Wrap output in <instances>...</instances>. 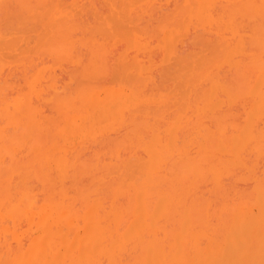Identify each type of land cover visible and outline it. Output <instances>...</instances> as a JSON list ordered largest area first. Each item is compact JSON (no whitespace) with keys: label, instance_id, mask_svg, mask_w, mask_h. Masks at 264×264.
Listing matches in <instances>:
<instances>
[{"label":"bare ground","instance_id":"bare-ground-1","mask_svg":"<svg viewBox=\"0 0 264 264\" xmlns=\"http://www.w3.org/2000/svg\"><path fill=\"white\" fill-rule=\"evenodd\" d=\"M165 1L0 0V264H264V0Z\"/></svg>","mask_w":264,"mask_h":264},{"label":"rangeland","instance_id":"rangeland-1","mask_svg":"<svg viewBox=\"0 0 264 264\" xmlns=\"http://www.w3.org/2000/svg\"><path fill=\"white\" fill-rule=\"evenodd\" d=\"M169 1L171 2V0H167V1H165V2H166V5H167V3L170 4ZM165 2H163V3L165 4ZM163 3H161V4H163ZM171 4H172V3H171ZM171 4H170V6H171ZM159 5H160V4H159ZM166 5H165V7H163V6H164V5H163V6H162V9H163V8L166 9V8H167ZM172 5H173V4H172ZM168 6H169V5H168ZM160 8H161V6H160ZM186 40H188V38H186ZM186 40H184V43H185V44H186ZM189 41H190V39H189ZM181 43H182V45H181V44H179V45H181V46L184 48V45H185V44H184L183 42H181ZM187 43H188V42H187ZM183 44H184V45H183ZM189 44H191V42H189ZM189 44H188V45L186 44L185 48H186V47L189 48V46H190ZM181 46H179V47H180L181 50H183V49L181 48ZM187 48L184 49V50H185V51L188 50ZM189 49H190V48H189ZM184 50H183V51H184ZM114 53H115V52H114ZM117 53H118V52H117ZM117 53H116V56H117ZM59 71H61V70H56L57 73H58ZM59 73H60L59 76H60V75H61V76L63 75L61 72H59ZM61 76H60V77H61ZM62 77H63V76H62ZM62 77H61V78H62ZM241 110H242V108H241ZM241 110H240V112H242ZM261 166H263V165H261ZM261 166H260V168H259V171H260V173H258L259 175L262 174V170H263V169L261 170V168H262ZM243 171H244V170H243ZM240 174H241V173H240ZM231 180H232V179H231ZM231 180H229L228 182H230ZM232 181H233V180H232ZM249 181H250V180H249ZM251 182H253V181L251 180L250 183H247L245 178H240L238 181L236 180L235 183H236V184L238 183L237 185L241 186L240 188H242V187L245 188V186H246V188H249L248 185H249V184L251 185V184H252ZM250 185H249V186H250ZM252 185H253V184H252Z\"/></svg>","mask_w":264,"mask_h":264}]
</instances>
